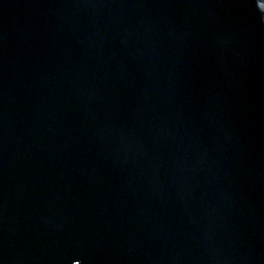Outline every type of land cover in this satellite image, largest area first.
Listing matches in <instances>:
<instances>
[{
	"label": "water",
	"instance_id": "water-1",
	"mask_svg": "<svg viewBox=\"0 0 264 264\" xmlns=\"http://www.w3.org/2000/svg\"><path fill=\"white\" fill-rule=\"evenodd\" d=\"M264 264L256 0H0V264Z\"/></svg>",
	"mask_w": 264,
	"mask_h": 264
},
{
	"label": "snow or ice",
	"instance_id": "snow-or-ice-1",
	"mask_svg": "<svg viewBox=\"0 0 264 264\" xmlns=\"http://www.w3.org/2000/svg\"><path fill=\"white\" fill-rule=\"evenodd\" d=\"M257 5L261 10H264V0H256ZM79 264V262H77Z\"/></svg>",
	"mask_w": 264,
	"mask_h": 264
}]
</instances>
